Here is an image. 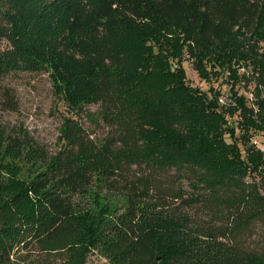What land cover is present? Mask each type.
I'll use <instances>...</instances> for the list:
<instances>
[{"label": "trees", "instance_id": "obj_1", "mask_svg": "<svg viewBox=\"0 0 264 264\" xmlns=\"http://www.w3.org/2000/svg\"><path fill=\"white\" fill-rule=\"evenodd\" d=\"M177 40L227 103L184 79ZM15 70L65 112L53 147L0 122V264H264V150L243 140L264 134V0H0Z\"/></svg>", "mask_w": 264, "mask_h": 264}, {"label": "rangeland", "instance_id": "obj_2", "mask_svg": "<svg viewBox=\"0 0 264 264\" xmlns=\"http://www.w3.org/2000/svg\"><path fill=\"white\" fill-rule=\"evenodd\" d=\"M157 38L161 40L163 45H167L166 39L168 35H173L177 37L175 30L170 28L160 30L156 32ZM168 51L175 52L181 56V65L183 66V71L185 72L184 79L191 85H196L200 88L205 89L208 84L213 86H218L220 93L217 95V100L224 101L227 103L228 99V81L224 80V77L212 78V76L206 80L197 74L194 66L192 65L190 59L185 57V46L182 44L181 40H177L168 47ZM183 56V57H182ZM236 86V83L234 84ZM251 83L246 85H238L237 90H242L245 94L249 95V87ZM5 90L9 92L11 97L12 106L9 107L4 101ZM219 96L221 97L219 99ZM88 108H94V104H86ZM65 112L64 104L60 99L53 94L51 85L43 70H15L4 74L0 80V122L12 124L20 123L29 130V132L39 141L45 143L48 147H53L56 145L59 135V124L61 121L62 113ZM227 120L234 126L235 130L241 128L237 125L241 120L238 114L232 113L231 115L226 114ZM223 118L218 115L211 120V125L216 129L220 130L226 125L221 120ZM83 124L87 126L94 127L96 132H99L104 128V126L96 125L93 122L88 121L83 118ZM249 126L244 129V143L247 144L250 140L264 150V134L248 133ZM226 134V133H225ZM228 139L229 137L226 136ZM198 143L202 148H205L206 141L199 138ZM232 146V145H231ZM249 146L246 148L248 149ZM214 151L213 153H218ZM246 152V151H245ZM244 158H247L246 153L241 152ZM258 157V156H257ZM111 196H116V194H111ZM76 199L80 202L89 203L93 206H98L102 204L105 197H100L97 200H93L91 195L76 196Z\"/></svg>", "mask_w": 264, "mask_h": 264}, {"label": "built area", "instance_id": "obj_3", "mask_svg": "<svg viewBox=\"0 0 264 264\" xmlns=\"http://www.w3.org/2000/svg\"><path fill=\"white\" fill-rule=\"evenodd\" d=\"M250 95V94H249ZM221 97L219 96V99H220Z\"/></svg>", "mask_w": 264, "mask_h": 264}]
</instances>
